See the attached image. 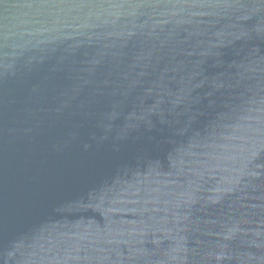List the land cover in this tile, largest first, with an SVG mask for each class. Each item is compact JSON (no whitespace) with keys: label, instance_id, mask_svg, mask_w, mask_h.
Segmentation results:
<instances>
[{"label":"water","instance_id":"95a60500","mask_svg":"<svg viewBox=\"0 0 264 264\" xmlns=\"http://www.w3.org/2000/svg\"><path fill=\"white\" fill-rule=\"evenodd\" d=\"M0 264H264V0H0Z\"/></svg>","mask_w":264,"mask_h":264}]
</instances>
